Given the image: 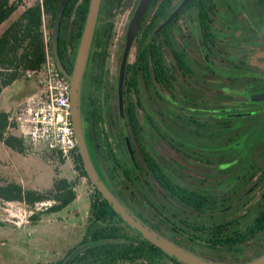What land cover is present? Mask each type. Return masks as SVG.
<instances>
[{
    "label": "flooded vegetation",
    "instance_id": "af4514ba",
    "mask_svg": "<svg viewBox=\"0 0 264 264\" xmlns=\"http://www.w3.org/2000/svg\"><path fill=\"white\" fill-rule=\"evenodd\" d=\"M80 109L94 164L144 222L205 257L264 254V0H101Z\"/></svg>",
    "mask_w": 264,
    "mask_h": 264
},
{
    "label": "trees",
    "instance_id": "16d2710c",
    "mask_svg": "<svg viewBox=\"0 0 264 264\" xmlns=\"http://www.w3.org/2000/svg\"><path fill=\"white\" fill-rule=\"evenodd\" d=\"M62 0H39L32 5H23L24 0H0V25H6L0 34V98L5 87L25 76L27 70L39 69L46 58L44 26L53 28L54 19ZM90 0H68L60 25L58 48L60 58L70 72L73 68L79 41L85 25ZM24 10L13 18L19 7ZM53 53L52 42L49 43ZM26 77V76H25ZM11 111L0 109V142L19 151L26 150L22 138L14 126L9 127ZM49 156L61 161L68 159L56 150H46ZM75 167L81 175H89L79 150L71 154ZM77 178L57 175L51 187L37 189L25 187L12 179L0 184V197L6 200H22L29 205L53 200L43 211H34L30 218L36 220L44 212L60 210L77 196ZM91 222L81 245L85 247L74 252L69 250L60 264H185L174 257L173 262L162 258L166 253L161 247L147 246L134 240H125L122 235L124 220L113 205L95 185L90 203ZM106 238L104 241L95 240ZM167 254V253H166Z\"/></svg>",
    "mask_w": 264,
    "mask_h": 264
},
{
    "label": "rangeland",
    "instance_id": "374dc122",
    "mask_svg": "<svg viewBox=\"0 0 264 264\" xmlns=\"http://www.w3.org/2000/svg\"><path fill=\"white\" fill-rule=\"evenodd\" d=\"M37 1L24 0L23 5ZM5 26L0 25V34ZM46 28L52 33L51 28ZM39 89L37 77L23 76L4 88L0 109L11 111ZM57 158L46 150L19 151L0 142V184L15 179L25 187L45 189L53 185L57 175L78 180L74 200L60 210L42 213L36 220L30 215L43 211L53 200L29 205L0 197V264H60L71 248L81 245L91 222L95 185L89 175L80 174L72 157H66L64 162Z\"/></svg>",
    "mask_w": 264,
    "mask_h": 264
},
{
    "label": "water",
    "instance_id": "95a60500",
    "mask_svg": "<svg viewBox=\"0 0 264 264\" xmlns=\"http://www.w3.org/2000/svg\"><path fill=\"white\" fill-rule=\"evenodd\" d=\"M68 0H62L60 6L57 10L54 24L52 28L51 42L53 46V55L56 61V64L59 70L69 79L71 85V100H72V118L74 127L76 129L77 143L81 155L83 157L85 168L91 179L97 185L98 189L103 193V195L108 199V201L113 205L116 211L134 228L142 232L147 238L158 244L169 254L173 255L179 260L190 264H261L264 262V254L255 257L252 260L242 261V262H232V261H221L214 258L205 257L196 252H193L173 240L167 238L166 236L160 234L146 222H144L125 202V200L119 195L117 190L112 186L110 180L104 177L103 174L97 169L88 145L86 142V137L84 129L81 122V93L83 80L85 75V70L87 67V62L93 43V38L95 34V29L97 25L99 10L101 0H90L89 10L85 25L82 31V35L79 41L77 54L75 57L74 65L72 72L70 73L64 66L58 48V40L60 33V25L65 10V6ZM146 3V2H145ZM145 3L143 6H140L138 10H141V13L145 10ZM135 23V22H134ZM136 24V23H135ZM136 26H131V31ZM106 238L95 240L96 242L104 241ZM88 243L79 246L74 250V252L85 247Z\"/></svg>",
    "mask_w": 264,
    "mask_h": 264
},
{
    "label": "built area",
    "instance_id": "2783aa9c",
    "mask_svg": "<svg viewBox=\"0 0 264 264\" xmlns=\"http://www.w3.org/2000/svg\"><path fill=\"white\" fill-rule=\"evenodd\" d=\"M51 36L44 26L45 61L39 69L25 73L29 79L37 77L40 89L11 110L9 127L17 129L27 150H56L69 158L78 148L71 85L51 52Z\"/></svg>",
    "mask_w": 264,
    "mask_h": 264
},
{
    "label": "crops",
    "instance_id": "0c3cea01",
    "mask_svg": "<svg viewBox=\"0 0 264 264\" xmlns=\"http://www.w3.org/2000/svg\"><path fill=\"white\" fill-rule=\"evenodd\" d=\"M19 8H20V9L22 8V9H21V10L18 9V10L16 11V13L14 14L13 18H11V19H14V18L18 17L19 14H21V12L24 10V7H22V6L19 7ZM17 13H19L18 16H15ZM7 23H8V22H7ZM7 23H6V24H2V25H7ZM5 27H6V26H5ZM4 29H5V28H4ZM4 29H3V30H4ZM1 32H2V31H1ZM1 142H3V141H1ZM4 145H6V144L3 142V146H4Z\"/></svg>",
    "mask_w": 264,
    "mask_h": 264
}]
</instances>
